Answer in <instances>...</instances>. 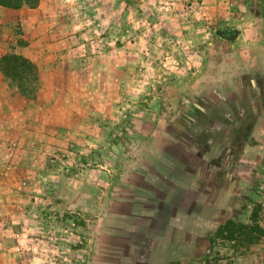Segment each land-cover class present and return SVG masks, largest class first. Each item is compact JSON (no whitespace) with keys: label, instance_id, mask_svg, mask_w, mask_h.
<instances>
[{"label":"rangeland","instance_id":"374dc122","mask_svg":"<svg viewBox=\"0 0 264 264\" xmlns=\"http://www.w3.org/2000/svg\"><path fill=\"white\" fill-rule=\"evenodd\" d=\"M32 13L6 53L38 67L35 98L0 74V264H264V136L221 146L239 103L264 106V0ZM227 218L248 227L233 241Z\"/></svg>","mask_w":264,"mask_h":264},{"label":"trees","instance_id":"16d2710c","mask_svg":"<svg viewBox=\"0 0 264 264\" xmlns=\"http://www.w3.org/2000/svg\"><path fill=\"white\" fill-rule=\"evenodd\" d=\"M39 3L40 0H0V6L13 10H18L23 7L35 9L38 7ZM0 72L5 78L15 83L18 90L28 99L35 98L39 82V69L34 62L23 55L6 53L0 58ZM260 111L264 114V106L261 107ZM230 185L232 186V184ZM252 203L253 201L250 200L249 204ZM258 211L259 210H255L252 216L254 224L250 227V229L255 235L249 237L248 241L250 243H252L253 240H256L254 238L257 237L254 236H260L263 233V229L257 223L259 216ZM246 227L247 226L242 223H235L233 218H227L225 223L219 227L217 235L219 238L221 237L226 240L233 241L235 239V235L237 233H241V231Z\"/></svg>","mask_w":264,"mask_h":264},{"label":"crops","instance_id":"0c3cea01","mask_svg":"<svg viewBox=\"0 0 264 264\" xmlns=\"http://www.w3.org/2000/svg\"><path fill=\"white\" fill-rule=\"evenodd\" d=\"M34 11H35V9H31L28 7H23V8L18 9V10H13V9H8V8H4V7L0 6V58L4 54H6V52L10 51V47L8 46L7 34H9V30H10L11 25L17 23L18 21L23 22V25L28 23L29 17L32 16L34 18L35 14H36V13H32ZM0 74H2V73L0 72ZM7 80H9V79H7ZM242 90H244V89L241 87L236 88L237 94L240 98L242 96ZM256 97H257V95H254L252 97H248V98H246V102H243V104L239 103L240 109H241V105L247 106L248 103L253 104L254 107L252 109L250 107H248L249 109H248V111H246L249 114L251 113L249 116H246L245 118H241L240 117V115H241L240 109L238 108L239 109L238 112L233 110V114L231 113V115L226 117L225 121H228V123L233 122V124L231 126V128H233V130L229 131V132L225 131V135L223 137V142H222L223 145H221L222 149L229 148L230 144L227 143L226 140H228L231 137L233 139H235L236 143H238L239 139L243 138L244 136L247 137L248 135L254 134L256 132H259L260 135L264 136V134H263V131H264V114L260 113L259 114L260 117H258V115H257V110H258L257 106H258L259 102H257V104H256V101L258 99V97L257 98ZM252 100H254V102ZM235 118H236V122L234 121ZM193 123H190V126L193 127L194 126ZM226 126H228V125H226ZM222 127H225V126H222ZM187 128H188V126H187ZM195 132H196V135H200V134L203 135V133H205V130L200 129L199 132H197L196 130H195ZM196 146H198V145H196ZM201 146L203 147V146H205V144H201ZM195 148L196 149H192L191 151H188V149H186V151L184 152V154H185L184 160L188 159L189 154H192V155L193 154H199L198 149H201L200 145H199V148H197V147H195ZM189 152H191V153H189ZM203 152L207 153L208 151H203ZM177 163L179 164V161L176 159V164Z\"/></svg>","mask_w":264,"mask_h":264},{"label":"water","instance_id":"95a60500","mask_svg":"<svg viewBox=\"0 0 264 264\" xmlns=\"http://www.w3.org/2000/svg\"><path fill=\"white\" fill-rule=\"evenodd\" d=\"M238 36H239V32H235V33H231V34L225 36V38L232 41V40L236 39Z\"/></svg>","mask_w":264,"mask_h":264}]
</instances>
